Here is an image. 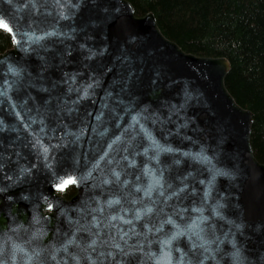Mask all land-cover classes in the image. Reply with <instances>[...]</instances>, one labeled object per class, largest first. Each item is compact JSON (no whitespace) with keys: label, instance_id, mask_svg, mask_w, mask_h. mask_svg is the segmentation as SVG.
Listing matches in <instances>:
<instances>
[{"label":"water","instance_id":"obj_1","mask_svg":"<svg viewBox=\"0 0 264 264\" xmlns=\"http://www.w3.org/2000/svg\"><path fill=\"white\" fill-rule=\"evenodd\" d=\"M0 21V264H264L226 58L127 0H0Z\"/></svg>","mask_w":264,"mask_h":264},{"label":"trees","instance_id":"obj_2","mask_svg":"<svg viewBox=\"0 0 264 264\" xmlns=\"http://www.w3.org/2000/svg\"><path fill=\"white\" fill-rule=\"evenodd\" d=\"M127 1L136 16L151 12L162 35L184 52L229 61L225 87L251 112L250 145L264 164V0ZM10 46L0 30V53Z\"/></svg>","mask_w":264,"mask_h":264},{"label":"flooded vegetation","instance_id":"obj_3","mask_svg":"<svg viewBox=\"0 0 264 264\" xmlns=\"http://www.w3.org/2000/svg\"><path fill=\"white\" fill-rule=\"evenodd\" d=\"M70 188H73V193L69 194ZM74 187L71 185L66 186L63 190L57 191L56 193L61 195L65 199H69L74 194Z\"/></svg>","mask_w":264,"mask_h":264},{"label":"snow or ice","instance_id":"obj_4","mask_svg":"<svg viewBox=\"0 0 264 264\" xmlns=\"http://www.w3.org/2000/svg\"><path fill=\"white\" fill-rule=\"evenodd\" d=\"M0 27H5L7 28V25H4L2 21H0ZM9 31H11V29H8ZM71 182V181H69ZM69 182H66V183H69ZM62 187V186H61ZM192 227L194 228L195 227V224L192 225ZM95 243V242H93ZM167 243V242H165ZM162 261H164V264H171V259H170V256L168 253H164V255L161 257Z\"/></svg>","mask_w":264,"mask_h":264}]
</instances>
